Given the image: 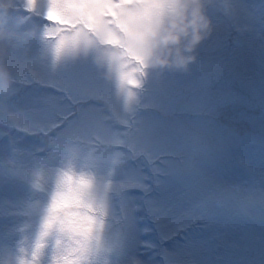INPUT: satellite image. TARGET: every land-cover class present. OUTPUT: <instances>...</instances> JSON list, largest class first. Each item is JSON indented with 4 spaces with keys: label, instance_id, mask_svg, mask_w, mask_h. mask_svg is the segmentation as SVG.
<instances>
[{
    "label": "rangeland",
    "instance_id": "obj_1",
    "mask_svg": "<svg viewBox=\"0 0 264 264\" xmlns=\"http://www.w3.org/2000/svg\"><path fill=\"white\" fill-rule=\"evenodd\" d=\"M263 111L264 0H0V264H264Z\"/></svg>",
    "mask_w": 264,
    "mask_h": 264
},
{
    "label": "clouds",
    "instance_id": "obj_2",
    "mask_svg": "<svg viewBox=\"0 0 264 264\" xmlns=\"http://www.w3.org/2000/svg\"><path fill=\"white\" fill-rule=\"evenodd\" d=\"M199 39H200L199 35H197V36H195V37L193 38V40H192V44L189 45V47H188V51H191L192 48H194V46L196 45V43L199 42ZM194 58H195V57H181V62H186L187 60H191V59H194ZM163 62H165V61H162V63H163Z\"/></svg>",
    "mask_w": 264,
    "mask_h": 264
},
{
    "label": "snow or ice",
    "instance_id": "obj_3",
    "mask_svg": "<svg viewBox=\"0 0 264 264\" xmlns=\"http://www.w3.org/2000/svg\"><path fill=\"white\" fill-rule=\"evenodd\" d=\"M82 2L86 7L95 8L97 6V0H82ZM132 83L139 86L137 81L133 80Z\"/></svg>",
    "mask_w": 264,
    "mask_h": 264
}]
</instances>
